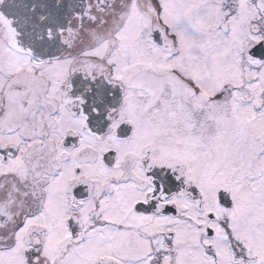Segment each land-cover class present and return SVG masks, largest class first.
<instances>
[{
  "label": "snow or ice",
  "instance_id": "6c2138e0",
  "mask_svg": "<svg viewBox=\"0 0 264 264\" xmlns=\"http://www.w3.org/2000/svg\"><path fill=\"white\" fill-rule=\"evenodd\" d=\"M0 264H264V0H0Z\"/></svg>",
  "mask_w": 264,
  "mask_h": 264
}]
</instances>
